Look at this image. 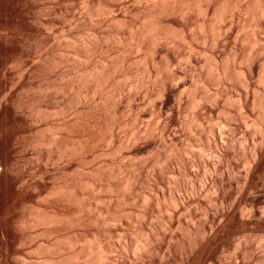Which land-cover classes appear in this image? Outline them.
Segmentation results:
<instances>
[{"label":"rangeland","instance_id":"1","mask_svg":"<svg viewBox=\"0 0 264 264\" xmlns=\"http://www.w3.org/2000/svg\"><path fill=\"white\" fill-rule=\"evenodd\" d=\"M0 49L20 220L78 257L148 236L155 263L264 264V0H0Z\"/></svg>","mask_w":264,"mask_h":264},{"label":"bare ground","instance_id":"2","mask_svg":"<svg viewBox=\"0 0 264 264\" xmlns=\"http://www.w3.org/2000/svg\"><path fill=\"white\" fill-rule=\"evenodd\" d=\"M5 60L7 61V59ZM5 60L0 59V87L2 90L0 104L6 101L7 62ZM4 128L0 129L3 140L6 137L4 130H7ZM1 182L0 264H164L163 260H158L160 263L153 261L156 257H158L157 259H165L166 254L163 252L159 254L160 251L152 249L150 246L151 239L148 236L133 238L134 241H132L133 239L129 241V238L128 240H126L127 238L125 240L117 238L111 242L108 239L105 248L98 245L95 249L88 248L82 257L72 255L74 243L67 225L65 226L67 228H57L54 220L44 219L37 215H31L32 217H29L27 224L23 222L26 221L27 217L20 220L23 214V212L21 214V210L29 203L27 200L28 193L31 191L30 185L19 183L15 188L7 189ZM6 191L9 192V195ZM178 261L181 262L182 260Z\"/></svg>","mask_w":264,"mask_h":264}]
</instances>
